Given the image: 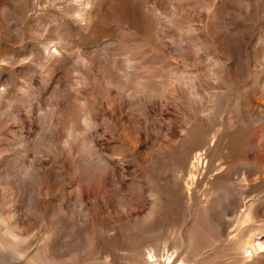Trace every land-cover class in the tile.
<instances>
[{"label": "rangeland", "instance_id": "1", "mask_svg": "<svg viewBox=\"0 0 264 264\" xmlns=\"http://www.w3.org/2000/svg\"><path fill=\"white\" fill-rule=\"evenodd\" d=\"M0 264H264V0H0Z\"/></svg>", "mask_w": 264, "mask_h": 264}]
</instances>
